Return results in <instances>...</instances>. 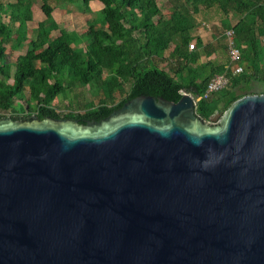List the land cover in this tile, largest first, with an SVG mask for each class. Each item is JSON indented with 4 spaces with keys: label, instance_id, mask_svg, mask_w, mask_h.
I'll return each instance as SVG.
<instances>
[{
    "label": "water",
    "instance_id": "obj_1",
    "mask_svg": "<svg viewBox=\"0 0 264 264\" xmlns=\"http://www.w3.org/2000/svg\"><path fill=\"white\" fill-rule=\"evenodd\" d=\"M196 105L0 118V264H264V93Z\"/></svg>",
    "mask_w": 264,
    "mask_h": 264
},
{
    "label": "trees",
    "instance_id": "obj_2",
    "mask_svg": "<svg viewBox=\"0 0 264 264\" xmlns=\"http://www.w3.org/2000/svg\"><path fill=\"white\" fill-rule=\"evenodd\" d=\"M92 1L102 8L94 11ZM167 1L171 10L162 9L160 0H68L92 15L80 35L86 42L81 50L78 36L53 20L49 0H42L44 18L30 34L36 0H0V118L20 120L32 113L40 120L100 121L142 95L174 102L185 92L202 96L217 73H226L229 84L198 100L196 113L204 120L243 96L264 93V0ZM214 6L236 20L223 23L235 32L236 62L211 59L216 45L197 34L196 14ZM238 66L243 71L235 74Z\"/></svg>",
    "mask_w": 264,
    "mask_h": 264
},
{
    "label": "rangeland",
    "instance_id": "obj_3",
    "mask_svg": "<svg viewBox=\"0 0 264 264\" xmlns=\"http://www.w3.org/2000/svg\"><path fill=\"white\" fill-rule=\"evenodd\" d=\"M50 3L54 7L53 11V20L58 22L60 25L65 27L68 31H73L77 36V47L81 50H84L86 42L81 41L80 35L81 33L90 25V21L92 20L91 14H84L78 12L75 6L68 2V0H49ZM42 0H36V3L33 5V16L34 22H30L28 29L29 34L31 33L30 30L36 25V21L41 19L44 14L40 8ZM160 7L162 9H169L171 10L172 6L167 0H160L159 2ZM91 6L96 9L98 4L95 1L91 2ZM201 13H199L196 17L201 19V21H205L206 24L210 25V29L212 31H217L218 39L213 41V44L216 45L217 51L216 53L211 55V59H214L218 62H226L228 59V48H227V40L224 33L225 27L223 25L226 19H229L231 22L235 19L232 17L226 18L224 14L221 13L219 8L215 6V8H208L207 10L201 9ZM217 22L218 30L216 27L213 26V22ZM264 43V42H263ZM173 44L170 45L169 49L165 52L166 56H169L171 49L173 48ZM9 51V50H8ZM20 51H16V54H19ZM203 59H205L203 57ZM54 103H58V99L54 100ZM64 107V106H63ZM61 107V111L63 113H67L68 109ZM32 114V113H28Z\"/></svg>",
    "mask_w": 264,
    "mask_h": 264
},
{
    "label": "built area",
    "instance_id": "obj_4",
    "mask_svg": "<svg viewBox=\"0 0 264 264\" xmlns=\"http://www.w3.org/2000/svg\"><path fill=\"white\" fill-rule=\"evenodd\" d=\"M226 37L227 40V48H228V59L230 62H236L239 60L240 57V50L235 46V40H234V35L235 32L233 28H228L224 30L223 33ZM196 40H192L189 43V49L194 50L196 49ZM243 71L242 66H238L235 68V74H240ZM229 84V77L226 73H217L211 77L209 80L206 89L202 96H194L196 102L200 100L201 97L203 98H209L211 95L214 93H217L218 91L224 89L227 87Z\"/></svg>",
    "mask_w": 264,
    "mask_h": 264
},
{
    "label": "crops",
    "instance_id": "obj_5",
    "mask_svg": "<svg viewBox=\"0 0 264 264\" xmlns=\"http://www.w3.org/2000/svg\"><path fill=\"white\" fill-rule=\"evenodd\" d=\"M95 2L98 4V7L96 9H94L92 6L91 7H92V9L94 11H98V10H100L102 8V4L97 2V1H95ZM212 8H215V6L212 7ZM202 9L207 10V8H202ZM201 11L202 10H200L199 13H201ZM199 13H197V15ZM43 18H44V16L41 19H39V20H42ZM196 18H197L198 22L200 23L197 34L203 39L204 43L213 42L214 40H217L219 38L218 37V33L214 32V31H212V29H210V25L206 24L205 21H201V19H199L198 17H196ZM232 18L234 19V17H232ZM39 20H37V21H39ZM235 21L236 20L234 19L231 23L234 24ZM212 24H213L214 27H216V30H218V26L216 25L217 22L214 21ZM36 25H37V23H36Z\"/></svg>",
    "mask_w": 264,
    "mask_h": 264
}]
</instances>
